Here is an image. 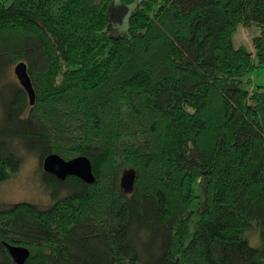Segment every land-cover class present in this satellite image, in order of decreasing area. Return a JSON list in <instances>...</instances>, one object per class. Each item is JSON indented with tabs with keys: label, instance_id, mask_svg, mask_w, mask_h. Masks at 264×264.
I'll return each instance as SVG.
<instances>
[{
	"label": "trees",
	"instance_id": "obj_1",
	"mask_svg": "<svg viewBox=\"0 0 264 264\" xmlns=\"http://www.w3.org/2000/svg\"><path fill=\"white\" fill-rule=\"evenodd\" d=\"M261 68L264 0L0 1V186L20 150L95 176L44 172L68 194L0 207V264L7 244L25 264H264Z\"/></svg>",
	"mask_w": 264,
	"mask_h": 264
},
{
	"label": "rangeland",
	"instance_id": "obj_2",
	"mask_svg": "<svg viewBox=\"0 0 264 264\" xmlns=\"http://www.w3.org/2000/svg\"><path fill=\"white\" fill-rule=\"evenodd\" d=\"M8 3L10 0H0ZM120 11L116 8L112 13V23L120 24L117 32L124 30L121 25L127 19V11ZM258 32L255 27H242L234 35L236 43L246 44L252 47V37ZM252 85L259 84L264 87V68L250 74ZM2 108H0V119ZM23 155V163L15 176L4 181L0 186V207L11 205L17 202H30L39 208H47L53 204L56 198L62 197L69 192L67 185L48 183L42 162L37 153L20 150ZM257 233L252 231L250 239L257 242Z\"/></svg>",
	"mask_w": 264,
	"mask_h": 264
},
{
	"label": "water",
	"instance_id": "obj_3",
	"mask_svg": "<svg viewBox=\"0 0 264 264\" xmlns=\"http://www.w3.org/2000/svg\"><path fill=\"white\" fill-rule=\"evenodd\" d=\"M16 73L23 86L27 89L30 102L33 104L35 99L34 90L27 73L26 64L19 63L16 66ZM42 167L45 172L54 174L59 179H65L67 176L75 175L88 183H92L95 180L91 161L84 155L64 159L56 153H50L44 157ZM7 248L16 264H25L30 254V250L26 246L7 244Z\"/></svg>",
	"mask_w": 264,
	"mask_h": 264
}]
</instances>
